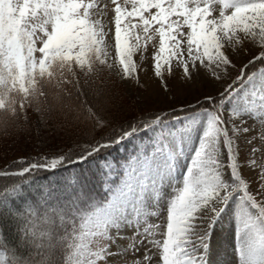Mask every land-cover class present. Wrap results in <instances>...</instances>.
Returning a JSON list of instances; mask_svg holds the SVG:
<instances>
[{"label": "snow or ice", "instance_id": "obj_1", "mask_svg": "<svg viewBox=\"0 0 264 264\" xmlns=\"http://www.w3.org/2000/svg\"><path fill=\"white\" fill-rule=\"evenodd\" d=\"M150 46L180 87L129 102L114 77ZM21 137L40 147L0 170V264H264V0H0V142Z\"/></svg>", "mask_w": 264, "mask_h": 264}, {"label": "rangeland", "instance_id": "obj_2", "mask_svg": "<svg viewBox=\"0 0 264 264\" xmlns=\"http://www.w3.org/2000/svg\"><path fill=\"white\" fill-rule=\"evenodd\" d=\"M111 44L112 47L110 49L109 59L111 60L112 57H116L115 64L118 68H121L122 71V67L119 65V59L114 47V26ZM153 54L154 49L151 46L146 53L134 51L132 59L133 63L136 65V70L133 73V76L124 81H121L118 77H114L116 88L121 90V93H123L122 96L126 97L129 102L131 101L133 93L138 92L141 96L148 94H159L160 96H163L165 95L164 88L166 85L168 89L167 95L171 96L174 95L180 87V80L178 77L180 76L181 69L175 66V62H173V73H175V75H170L166 70V66L163 81L154 75L152 67ZM137 80L139 81V84H137ZM133 150V144H127L126 150L125 147L119 148V154H122L123 157L115 158L109 155L107 156V159L112 162H122L123 158H125ZM235 243V221L232 219H226L217 226L212 237L211 246L218 254L216 258L221 261L231 259Z\"/></svg>", "mask_w": 264, "mask_h": 264}, {"label": "trees", "instance_id": "obj_3", "mask_svg": "<svg viewBox=\"0 0 264 264\" xmlns=\"http://www.w3.org/2000/svg\"><path fill=\"white\" fill-rule=\"evenodd\" d=\"M114 91L121 94V96L123 95V93H121V90H118L116 88L115 81H114ZM124 98H126V97H124ZM28 115L31 117L33 122L36 121V115L31 110H29ZM11 144H12V140H8L7 142H0V170H3V168L7 167V164L9 162H13L18 158H24V157H27L28 155H32V156L37 155V150L40 147L39 142L35 139H32L30 143H25L24 137H21L19 139V142H18V145L16 148L7 147V145H11ZM45 150H47V149H45ZM17 153H19V154H17ZM102 155H104L106 158L109 155H111L115 158L123 157L122 154H119V149L107 150V151L103 152ZM83 167L85 169H87L88 167H91L92 170L95 171L96 163L92 162L91 165H84ZM13 170H15V169H13ZM75 171H80V169H75ZM68 175H69V173H62V176H68ZM49 179L57 180V179H61V176H50ZM6 182H7L6 178H0V185H3ZM94 195L96 196L97 199L102 198L104 195L102 187L97 186L95 188Z\"/></svg>", "mask_w": 264, "mask_h": 264}]
</instances>
